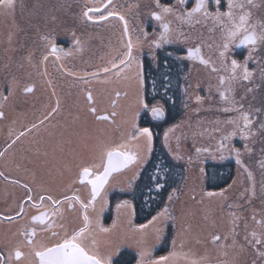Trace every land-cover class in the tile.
<instances>
[{
    "label": "rangeland",
    "instance_id": "rangeland-1",
    "mask_svg": "<svg viewBox=\"0 0 264 264\" xmlns=\"http://www.w3.org/2000/svg\"><path fill=\"white\" fill-rule=\"evenodd\" d=\"M15 1L22 4V17H31V9L36 7L40 23L61 24L63 17H66L67 23L72 17H75L71 21L82 26V30L75 29L76 36L80 38V43L76 47L79 50H76V54H72L70 57L66 56V59L62 60L55 59L58 64H63L66 60V70L68 67L71 68L68 72L79 71L75 77L69 76L67 73L66 91H68L67 87H71V92L68 93L66 99H63L64 97L59 99L60 110L57 112H63V107H66V114H71L70 110L74 99L76 98L82 103L84 91L89 85L93 88V97L96 101L93 106L97 108L98 113H111L113 110L117 112V116L114 118L115 123H110L96 122L93 115H89L87 109L89 105L80 104L79 108L73 109L71 114L73 119L66 121V139L64 135L58 137L51 150L46 153L47 160L54 164L59 171H62L55 170V175L59 176L60 184L56 182L52 190L54 196L59 198L64 194H71L73 190L67 191L69 185L72 189L77 185V181L74 184L72 181L76 180L80 170L79 166L91 163V157L94 155L91 146L95 143L96 137H100L106 143L115 146L120 143L122 135L126 136L130 130H133V124L138 127L139 115L145 110L138 103L139 99H143V86L136 79L134 67L132 70L125 69L119 78L114 74L115 69L112 73L99 72L102 67L110 66L109 62L114 57L126 51L123 45L127 43V38L123 36L124 26L121 22H118L117 27L114 28L110 21L103 23L86 21L81 16L85 7L81 8L76 5V11L71 7L68 0H54L53 2L49 0ZM65 1L68 7L66 15L62 13ZM80 1L84 3V6L87 4L91 7L93 2L97 3L98 0ZM143 1L131 0L128 10L130 11ZM145 3V11L158 10V0H146ZM2 13L0 11V17L3 16ZM175 13L176 11L173 10L171 17H175ZM120 14L126 17L124 10L120 11ZM7 16H11V14L7 12ZM104 33L107 34V37L103 35ZM129 33L134 43L137 39L140 41L133 49L134 57H137L140 62L141 54L147 51L150 42L153 44V39L151 38L149 44L145 45L144 39L147 35H145L141 24H139L138 30L134 29L133 31L129 26ZM188 34H184V38L185 36L190 37L192 41L193 35ZM96 35L100 36L97 37ZM41 58L43 59V57ZM256 59L257 64H260L262 68L251 72L252 75L249 80L240 79L236 85L233 84L230 94V97L238 102L237 106L242 103L244 111L251 114L250 131L254 132L255 135H250L247 140H244L237 130L235 136L224 142L225 147L221 150L219 145L222 137L235 130V125L229 124L227 121L236 118L239 113L231 111L232 114L221 116L215 112V99L219 96L217 90L195 104L198 96H195L191 90L193 79L189 77L186 82L185 116L178 124L167 129L163 136L164 146H167L171 155L185 166L183 185L177 192L172 193L171 199L167 198L163 209L158 212L160 213L167 208V215L161 216L156 222L148 225L151 218L146 223L148 227L140 230V225L134 223L131 202L124 199L113 207L110 206L116 224L113 233L117 236L120 249L127 246L135 250L137 259L134 264H137L141 259H143L144 264L159 259L161 255L156 253L167 239V235L170 236L169 250L162 256H169L172 252L177 253L175 257L170 259L169 264H189L190 259L200 260L201 258H206L202 264H223L225 261L227 264H264V258L257 255L258 250H264V245H255L251 236L253 232L264 236V224L256 222L264 221V167H262L264 164V128H261V124H264V58L260 56ZM4 61V58L0 59L1 63ZM52 63L54 60L50 56L43 62V65L48 66ZM14 64L13 62L8 66ZM85 72H96L98 75L95 78L84 77ZM48 75V72L41 75L43 88L38 93L52 91L53 86L50 84L51 80ZM85 79L88 80V83L84 82ZM248 89H252V91L249 92ZM117 92L120 93L119 97L116 96ZM14 100L15 95L12 91L11 97L6 99L5 106L9 108ZM114 100L116 102L115 108L112 107ZM50 103L55 105L51 97ZM198 105L196 110L195 107ZM227 105L225 104V106ZM82 108H86V110ZM11 112H13L12 108ZM80 118L84 121H81ZM72 129L80 130L76 131L78 138H76L77 136L74 138L71 133ZM67 130L71 133L70 135ZM139 144L144 159L139 164L132 165L124 172H120L109 183L104 190L105 193L100 198H103L101 203L102 214L109 208L107 196L111 190L117 188L119 194L131 192L140 171L147 163L152 149L149 152L144 146L143 140H140ZM195 146L211 149L209 157H213L215 162L229 159L234 162L233 180L224 189L212 192H222V195H207L209 192L205 190L204 165L209 158L203 152L197 156ZM56 147L58 149L54 150L53 148ZM65 148L66 153L63 152ZM233 149L239 151L241 164H237V156ZM222 156L223 158H221ZM64 160H66V169L60 168ZM245 169L252 173L251 180L248 179ZM124 201L128 202V206H122L118 209L117 205L123 204ZM158 230H162L159 239H157ZM214 234L222 237L219 244L225 245V247H219L218 244L212 243L211 237ZM225 236L228 237L227 240L223 239ZM233 239L236 241L234 247L231 246ZM143 250L150 252V255L142 258L140 253Z\"/></svg>",
    "mask_w": 264,
    "mask_h": 264
},
{
    "label": "flooded vegetation",
    "instance_id": "flooded-vegetation-1",
    "mask_svg": "<svg viewBox=\"0 0 264 264\" xmlns=\"http://www.w3.org/2000/svg\"><path fill=\"white\" fill-rule=\"evenodd\" d=\"M49 1L53 2L54 0ZM68 1L70 2L71 7L74 9L77 8L76 5H79L81 8L85 7L84 3L80 0ZM129 2L131 3V0H113V4L115 5L116 11L119 14L122 10L126 12V17H124L128 22V28L130 26L132 31L134 29L138 30L139 24H141L142 28H144V33L147 34V37L144 39L145 45L149 44V40L151 38L153 39V44L150 42V46H146L147 51L141 54L140 59L143 75V100L144 103L148 105V109L153 106H160L164 112V115L161 118L154 119L151 116L149 110L145 109L139 115L138 127H148L152 132V154L154 147V136L157 135V132L155 131V125H159L157 122H161L166 119L168 114L175 118V122L165 127L163 130L160 144L168 157H170L176 163L179 162V164L184 168V176L181 183L182 186L185 179V166L182 162H180V160L175 159L171 155L170 151L167 149V146H164L163 136L167 129L178 124L185 116V102H187L186 82L189 77H192L193 79L191 82V90H193L195 96H199L201 99L207 97L208 94L212 93L214 90H217V93H219V90H223L220 89L218 81V76L222 75L223 73H213L210 66L205 67L204 65L200 64L198 60H189L183 58L186 56L188 48L193 47L195 44H200L202 45V55L204 58L210 59L217 67H219L220 58L217 55L216 45L220 42V32L218 28L214 27L213 21L210 19L204 20L202 17H197L201 19L199 24H189L181 19H177V17L184 11L191 9L194 6V0H185L183 5L180 4V0H158V3L161 7H170L175 10L176 13L175 17H171V14L164 15V21L168 22L171 27L170 39L172 40V43H161V46L156 48L154 46V42H158L159 34L161 32V21L154 20L151 16V13L154 11L159 12L160 8L154 11H145L146 0H144L143 3L137 5L129 11ZM98 3H100V0L97 1V4ZM254 3L258 5V7L251 9L253 20L258 22L264 21V0H254ZM217 7H219L221 11L225 10L226 0H222V3L219 6L216 4V0H211L210 10L215 11ZM62 9V13L66 15V11L68 9L66 6V1L63 3ZM31 10V17H22V4L19 1L14 2V9L7 11L11 14V16H7V12H5L3 9H0V11L3 12V16L0 17V59H5L4 63L0 62V112H3L4 114L3 117L0 118V152H5L4 156L0 157V172L4 173V176L0 177V217L8 215L14 216L15 212L18 211L19 203L22 200L25 201V214L22 217L15 218L11 223L0 219V251H3L5 254H7V251L17 241L23 239V237L19 235V230L26 224L37 228V235L34 238L36 241L51 247L56 242L61 241L65 233L71 235L74 231H77L79 228L83 227V216L86 214L91 221L89 226V232L91 235H88L85 241L89 248H92L93 240L98 241L97 248L100 255L109 257L110 264H119L118 258L122 252L131 253L135 257L136 261L137 256L134 253V250L127 246H124L120 249L117 236L113 233L116 229V224L114 223V214L110 208V198L114 194H119L117 188L112 189L109 196H107V199H109L108 210L104 214L101 212V203L103 202V198H100L105 193L104 190L107 188L109 183L112 182V180L117 177L118 174H111L108 183L102 190V192H104H101V195L97 197L93 206L89 207L87 210L81 208L79 204H76L72 210H68L67 205L63 204L61 206L63 210L62 217H53L50 215L49 222L46 227H43V230L42 226H39L38 224H31V217L38 215L39 212L44 211L45 208H35L28 206V202L25 199L26 190L23 188V185L26 183L32 187L34 195L40 193L41 187L43 186L44 188H47L54 196L52 192L53 186L56 182L57 184H60L59 176L55 175V170H59L58 168H55L54 164L47 160L48 156H46V153L51 150L54 142L58 140V137L64 135L66 139V121L73 119L71 118V114L73 113V109L75 107L79 108L80 104L88 105V101L86 99L87 92L91 91L93 96V88L89 85L86 91H84L82 103L80 100H77L76 98L74 99L73 106L70 110L71 114H66V107H63V112H57L49 120L45 121L43 124H39V121L42 120L49 111H51L52 107H55L57 99L59 100L63 97V99H66L68 93L71 92V87H67L69 92L66 91V77L68 70H71V68L68 67V70H66V60L63 64H58L57 60L55 62V55H48L47 43L41 37H53L56 44L63 48L65 52L71 50L72 54H76L77 45L74 43V41L77 39L80 41V38L76 36L75 29L82 30V26H79V24L77 25L75 21H71V19L75 17H72L67 23L66 17L62 18L61 24H55L53 22L40 23L36 7H33ZM105 21H110L114 28L117 27L118 22L123 24V22L120 21L118 17H108V19ZM103 22L104 21H96L95 23ZM209 29L213 30L210 31ZM188 33L193 35L192 41L190 37L187 39L184 38V34L189 35ZM103 35L107 37L106 33ZM96 36L98 37L100 35ZM249 54L250 48L233 47L228 53V62L230 64L231 59H236L239 63L244 64L245 58L248 57ZM44 55H48V57L52 56L54 63L49 64L48 66L43 65L44 61L40 62V60H42L41 57ZM71 55H68L67 57H70ZM260 56L264 58V45H257L255 51L251 52V59L247 60L249 72L258 71L260 68H262L260 64H257L256 59ZM60 59H66V56L61 53ZM13 62L15 63L13 66H8ZM259 62H261L260 59ZM173 63L174 66L176 63L178 78L180 77L178 84L180 87H182V91H180L181 99L178 106L173 108L172 113H170L167 110V107L161 101L153 100L150 102V91L152 87L155 86V84L151 81L149 73L151 70H163V72L165 70L166 74L163 75L165 78L163 87L173 85L168 75L171 70L167 69L168 65L170 64L171 66ZM182 63L185 67L184 73L182 70ZM74 71V73L79 72L78 70ZM46 72L49 73L48 78L51 80L50 84H52L53 89L52 91H49V93H46V91H41L42 93H38L39 90L43 88L41 75ZM195 75L197 76L194 78ZM237 83L238 82L236 81L234 84L236 85ZM29 86L32 87L33 90L31 92H26L25 88ZM159 87H162L161 82L159 83ZM12 91H14L15 100L12 102L11 106L7 108L5 106L7 102L4 98L11 97ZM53 93H55V95H53ZM50 97L55 102V105L50 103ZM93 100L95 104L96 101L94 97ZM195 104H198V101H196ZM225 104L228 105L225 106ZM214 105L216 106L215 112L218 115L228 116L234 112L223 111L224 108L231 106L227 101L221 100L220 96L215 99ZM198 107L199 105L195 107L196 110ZM11 108L13 112L10 113ZM82 109L86 110V108ZM177 113L178 116L176 117L175 115ZM90 114L91 113H89V115ZM80 120L84 121L82 118H80ZM32 124H37V128L32 129L30 132H26L24 136L20 137L19 140H16L15 144H12L11 148H7V145L10 144L12 140L16 139L20 132L27 128H31ZM76 131L80 130H71L74 138L77 136ZM67 133L69 135L71 134L69 130H67ZM76 138H78V136ZM6 148L7 151H5ZM198 148L202 151L196 153L197 156L203 152L206 153L209 158V160H207L204 165L205 190L208 192H215L216 190L207 186L208 171L213 170L215 166L219 165L226 168L231 167V173L233 172L234 174L235 164L230 159L215 162L212 159L213 157H209L211 155V149L195 146V152H197L196 150ZM53 149L57 150L58 148L56 147ZM63 152L66 153V148L63 150ZM96 162L99 163V161ZM65 166L66 160L62 162V166L60 168L66 169ZM79 171L75 180L77 181V185L73 187L72 190L80 196L82 201L87 202L90 199L91 186L79 183ZM93 171L99 174L100 171H103V168L101 167L98 170L93 169ZM223 173V175H225V173L228 174L229 171H225ZM5 177H7V179H5ZM13 180L18 181V183H13ZM222 180V187L217 189V191L228 186L233 180V176L230 181L229 179H225V177H223ZM181 186L172 190L168 197L172 195L173 192H177ZM68 195H72V192ZM59 198H62V196ZM113 206L114 205L111 207ZM45 207H47V205ZM97 220L101 226L110 229L109 233H97ZM147 222L139 225H146ZM53 232L58 233V235L53 236ZM168 250L164 254H166ZM22 251L25 252L26 257L21 261H15V259H13L12 264H39L38 258L30 255L29 248H23ZM156 254L161 256L164 255L159 253V251Z\"/></svg>",
    "mask_w": 264,
    "mask_h": 264
},
{
    "label": "snow or ice",
    "instance_id": "snow-or-ice-1",
    "mask_svg": "<svg viewBox=\"0 0 264 264\" xmlns=\"http://www.w3.org/2000/svg\"><path fill=\"white\" fill-rule=\"evenodd\" d=\"M185 0H180V4H184ZM222 3V0H216V4L219 6ZM157 7L160 8L159 12H152L151 16L154 20L161 21V32L159 34L158 42H154V46L159 48L161 43H172L170 39L171 27L168 22L164 21L165 14H173V9L170 7H161L157 3ZM211 0H194V6L191 9L184 11L177 19H181L189 24H199L201 19L197 17H202L204 20H212L215 28L219 29L220 32V42L216 45L217 55L220 58L219 67L215 65L210 59H205L202 55V45L195 44L193 47L187 49L186 56L183 57L189 60H198L200 64L205 67H211L213 73H223L218 76L219 81V96L221 100L227 101L231 107H226L223 111H235L239 115L227 121L229 124L235 125V130L223 136L220 142V149L223 150L225 147V141L229 140L231 137L237 134L242 139L247 140L250 135H255L254 132L250 131L252 125L251 114L247 111H244L243 104H238V102L230 97L232 92V85L243 79L245 81L249 80L252 73L249 72L247 67V60L251 59V52L255 51L257 45H264V21H255L252 18L251 9L258 7L254 3V0H226V9L221 11L219 7L215 11L210 10ZM0 9H3L5 12L14 9V0H0ZM95 14V15H93ZM82 19L86 21H105L108 17H118L120 21L123 22L124 30L123 36L127 38V43L124 44L126 51L120 53L118 56L114 57L109 63L110 66H104L99 69V72L103 73H112L115 69V75L119 78L120 75L124 72L125 69L132 70L135 68L136 79L140 85L143 84V75L141 64L137 57L133 55V49L136 45L140 43L139 39L134 43L132 37L129 33L128 22L123 15H120L113 4V0H100V3L93 2V6L89 7L85 4V10L81 13ZM212 31L213 29H209ZM143 31V29H141ZM145 35H147L145 33ZM46 41L48 46V55H55L56 59H60V54L63 53L64 56L71 55V50L65 52L63 48L59 47L54 38L50 36L41 37ZM188 37L185 36V39ZM74 43L78 46L80 41L77 39ZM123 43V42H122ZM250 48V54L245 58V63L241 64L236 59H231L229 64L228 53L233 48ZM79 50V48H77ZM48 55H44L42 62L48 59ZM69 76H75L76 73L69 71ZM98 73H84V77H93L95 78ZM83 78V77H82ZM85 83H88V80H84ZM32 87H26V92H31ZM252 91V89H248ZM55 95V93H53ZM116 96L119 97L120 93L117 92ZM87 101L89 104L88 112L91 113L97 122H110L115 123V117L117 116L116 111H112L108 114L98 115L97 108L92 106L94 104L93 96L91 91L87 92ZM4 99H7L5 97ZM197 101L199 102L201 98L198 96ZM138 103L144 109H148V105L144 103L143 99H139ZM60 101L57 99L55 107H52L42 120L39 121V124H43L45 121L49 120L57 111L59 110ZM115 100L112 102V107L115 108ZM151 116L154 119H159L164 115V112L160 106H153L149 109ZM3 112H0V118L3 117ZM37 124H32L31 128H27L24 131L20 132L16 139L12 140L10 144L7 145V148H11L12 144L16 143V140H19L20 137L24 136L26 132H30L32 129L37 128ZM261 128H264V124H261ZM126 136L122 135L120 143L112 146L106 143L100 137L95 138V143L91 146V151L93 156L91 157L92 162L87 164H81L79 171V183L87 184L91 186L90 190V199L87 202L81 200L80 196L72 191L71 185L68 186L67 191H72V195L64 194L62 198H57L49 192L47 188L41 187V192L36 195L33 194V189L28 184H24L23 188L26 190L25 199L28 202L29 207L35 208H45L44 211L39 212L38 215L31 217L32 225H39L46 227L49 222V216L53 217H62L63 210L62 205L66 204L68 210H72L76 204H79L81 208L87 210L89 207L93 206L97 197L101 195L102 190L105 188L108 183L109 177L114 172H119L122 169L128 168L130 165H137L141 162L144 157L141 155V145L139 144L140 140L144 141V146L150 152L152 149V132L148 127H137L135 124L132 125ZM167 135V134H166ZM247 147V145H246ZM7 148L5 151H7ZM197 153L202 151L201 149L196 150ZM237 156V164H241L239 159V151L233 149ZM5 152H0V157L4 156ZM223 158V156L221 157ZM99 159L100 163H97L96 160ZM103 168V171H100L99 174L93 171V169ZM264 167V164H262ZM248 174V179H252V173L245 169ZM4 173L0 172V177H3ZM7 179V177H5ZM13 183H18V181L13 180ZM76 183V181H72ZM162 185L157 183L156 187L160 188ZM223 193H207L208 196L213 195H222ZM171 199V195L169 196ZM47 205V207H45ZM122 206H128V202L124 201L123 204H118L117 208L119 209ZM50 209V211H49ZM168 209L165 208L162 212L158 213L156 216H153L152 219L148 222V225L156 222L161 216H166ZM25 214V201L22 200L18 205V211L13 215L3 216L0 219L6 220L9 223L13 222L15 218L22 217ZM255 219V217H254ZM83 227L79 230L74 231L71 235L65 233L61 241L56 242L53 246L49 247L43 245L36 241L34 238L37 235V228L26 224L21 227L19 230V235L23 239L17 241L5 254L3 251H0V264H12L13 259L15 261H21L26 257L25 252L22 251L23 248L30 249V255L38 258L39 264H110V258L107 256H101L97 244L98 241L93 240L92 248H89L85 241L88 235H91L89 232V226L91 221L89 217L85 214L83 216ZM258 224H264V221H256ZM148 225H140V230H143L148 227ZM62 227V226H61ZM96 231L98 234H107L110 229L104 228L99 224V221H96ZM162 230H158L157 239H159V234ZM53 236H57L58 233L53 232ZM235 235V233H233ZM252 239L254 240L255 245H264V236L258 235L256 232L251 234ZM227 236L223 239L227 240ZM222 237L220 235H212L211 241L214 244H218L219 247H225V245L219 244ZM247 239V237H246ZM251 242V241H250ZM236 244L235 239H233L232 247ZM96 249V250H93ZM141 257H146L150 255V252L143 250L140 253ZM177 255L176 252H172L169 256H161L157 260H152L149 264H169L171 258ZM257 255L261 258H264V250H258ZM206 258L190 259L189 264H202V261ZM137 264H144L143 259L137 262ZM227 264V262H223Z\"/></svg>",
    "mask_w": 264,
    "mask_h": 264
},
{
    "label": "trees",
    "instance_id": "trees-1",
    "mask_svg": "<svg viewBox=\"0 0 264 264\" xmlns=\"http://www.w3.org/2000/svg\"><path fill=\"white\" fill-rule=\"evenodd\" d=\"M173 66L174 63L171 66L169 64L167 67V69L171 70L168 75L173 85L163 87L165 80L163 75L166 74L165 70L164 72L163 70H151L149 73L151 81L155 84L150 91V102L153 100L161 101L170 113H172L173 108L178 106L181 99L180 91H182V87L178 84L180 77L178 78L176 63L175 66ZM182 70L184 73L185 67L183 63ZM160 82L162 83L161 88L159 87ZM178 113L175 115L176 117L178 116ZM174 122L175 118L169 114L166 119L161 122H157L159 125H155L157 135L154 136L153 152L145 166L140 171L132 191L126 194H114L110 198L111 206L124 199H127L132 203L134 223L136 225L149 221L154 215L162 210L169 193L181 186L184 176V168L179 164V162L176 163L168 157L160 144L163 130L165 127ZM225 171H229V173H225V175H223V172ZM232 176L233 172L231 173V167L226 168L224 166L217 165L213 170H209L207 173V186L214 190L220 189V187H222V178L225 177V179H229L230 181ZM157 183L162 186L157 188ZM169 239L170 236L167 235V239L162 244L159 253L164 254L168 250ZM118 259L119 264H133L135 262V257L128 252L120 253Z\"/></svg>",
    "mask_w": 264,
    "mask_h": 264
},
{
    "label": "water",
    "instance_id": "water-1",
    "mask_svg": "<svg viewBox=\"0 0 264 264\" xmlns=\"http://www.w3.org/2000/svg\"><path fill=\"white\" fill-rule=\"evenodd\" d=\"M86 99H87V98H86ZM87 104H88V103H87ZM88 105H89V104H88ZM97 114H98V115H103V114H108V113H98V112H97ZM93 117H94V116H93ZM94 119H95V118H94ZM95 121H96V120H95ZM96 122H97V121H96ZM131 166H132V165H130L129 167H131ZM129 167H128V168H129ZM128 168H126V169H122L121 171H119V172H114V173H112V174H119L120 172H122V171L124 172V171L127 170ZM134 251H135V250H134Z\"/></svg>",
    "mask_w": 264,
    "mask_h": 264
}]
</instances>
